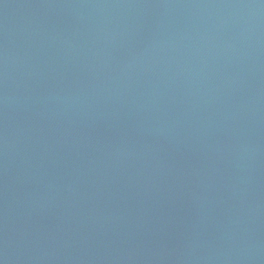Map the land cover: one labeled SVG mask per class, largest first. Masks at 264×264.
Here are the masks:
<instances>
[{"label": "water", "instance_id": "1", "mask_svg": "<svg viewBox=\"0 0 264 264\" xmlns=\"http://www.w3.org/2000/svg\"><path fill=\"white\" fill-rule=\"evenodd\" d=\"M0 264H264V0H0Z\"/></svg>", "mask_w": 264, "mask_h": 264}]
</instances>
